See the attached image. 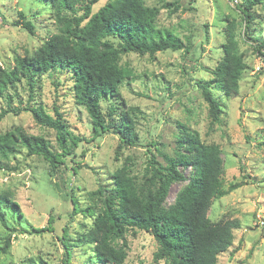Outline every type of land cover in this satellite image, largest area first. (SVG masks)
<instances>
[{"label":"rangeland","instance_id":"rangeland-1","mask_svg":"<svg viewBox=\"0 0 264 264\" xmlns=\"http://www.w3.org/2000/svg\"><path fill=\"white\" fill-rule=\"evenodd\" d=\"M107 1L98 0L92 11ZM245 1L144 0L147 6L159 8L158 28L172 31L185 46L193 47L189 52L184 48L156 52L154 57L136 53L122 57V62L135 73L134 80L123 83L120 92L124 109L134 108L138 142L122 148L117 158L114 152L118 136L111 132L93 136L87 111L75 102L66 72L36 76L32 98L24 79L0 95V111L8 105L42 104L47 113L54 114L53 107H57L69 131L85 138L73 149V160L67 159L69 167L79 163L76 174L66 169L49 175L46 161L27 155L23 147L1 161L4 168L0 169V193L11 192L20 216L16 212V219L6 222L9 228L0 222V244L4 235L10 237L7 252L0 253V264H108L89 259L87 252L92 245L79 242V235L92 222L85 208L97 210L92 202L96 198L91 199L90 192L98 185H109L111 175L123 164L130 167L135 179L143 182L151 155L162 164L163 154H188L185 144L179 148L176 142L187 129L203 143L218 144L224 187L238 185L213 199L208 210L213 221L240 222L233 229L231 246L218 255L217 264H264V233L256 222L258 215L264 216V70H256L261 57L254 47L256 43L264 50V4L257 3L245 10L250 15L245 18L241 13ZM18 11L33 21V33L11 24L18 19ZM245 19L249 30L243 33ZM230 23L247 69L235 96L227 98L212 90L219 97L222 115L220 123L211 125L197 82L211 78L209 70L222 55L221 45ZM55 31L50 12L36 0H0V68H11L17 55L33 54ZM252 37L256 42L251 41ZM14 127L28 135H41L57 148L54 130L40 126L28 111L9 113L0 119V133ZM178 169L186 180L171 185L164 207L173 203L177 191L191 176V166ZM70 194L76 199L75 212ZM50 227L48 231L34 232ZM64 228L70 243L67 250L60 240ZM124 237L127 248L122 264H155L153 253L157 243L149 232L132 229ZM66 251L69 262L65 259Z\"/></svg>","mask_w":264,"mask_h":264},{"label":"trees","instance_id":"trees-1","mask_svg":"<svg viewBox=\"0 0 264 264\" xmlns=\"http://www.w3.org/2000/svg\"><path fill=\"white\" fill-rule=\"evenodd\" d=\"M36 1L50 12L56 31L33 54L17 55L11 68H0V95L24 79L32 98L36 76L52 71L66 72L75 102L87 111L93 136L110 132L118 136L114 152L117 158L122 148L135 146L138 142L134 108L124 109L120 92L123 83L129 84L134 80L135 73L130 65L122 62V57L128 53L154 57L156 52L183 48L189 52L193 45L185 46L172 31L158 28L159 8L147 6L144 0H109L95 12L92 7L98 0ZM245 2L241 9L245 18L250 16L245 10L257 3L264 4V0ZM17 13L18 19L11 24L33 33V21L22 11ZM231 26L232 23L225 30L222 55L209 70L211 78L197 82L211 125L220 123L222 115L219 97L214 92L227 98L235 96L242 74L247 69ZM248 30L246 21L243 33ZM250 39L256 42V38ZM259 46L254 44L259 56L264 58V50ZM21 111L30 112L36 123L54 130L57 148H53L50 141L41 135H28L20 127H14L0 133V169L4 168L1 164L3 159L23 147L27 155H37L46 161L49 175L66 169L76 174L79 163L69 167L67 159L73 160V149L85 138L69 131L63 114L55 106L54 114H49L42 104L8 105L0 111V119ZM176 142L179 148L185 144L188 154H163L162 164L151 155L143 182L135 179L130 167L123 164L113 172L109 185H98L90 192V198H96L92 202L97 210L90 206L85 208L92 222L88 230L79 235V242L92 245L87 252L89 259L97 263L122 264L127 248L124 235L132 229L144 230L153 236L157 243L153 253L155 264L161 260L163 264H217L218 255L231 246L233 229L239 227V220L213 221L208 216L212 200L238 186L230 184L224 187L223 161L218 144L201 142L198 135L189 129L184 136L177 137ZM179 166H191V176L177 191L173 203L164 207L171 185L186 180ZM70 200L75 212L76 199L72 194ZM17 208L10 191L0 193V222L5 228H9L7 221L16 219ZM51 229L39 228L34 232ZM60 240L67 250L70 243L65 228ZM9 246L10 237L4 235L0 253H6ZM65 255L66 262H69V251Z\"/></svg>","mask_w":264,"mask_h":264},{"label":"built area","instance_id":"built-area-1","mask_svg":"<svg viewBox=\"0 0 264 264\" xmlns=\"http://www.w3.org/2000/svg\"><path fill=\"white\" fill-rule=\"evenodd\" d=\"M256 70H264V58L259 59ZM256 222L264 233V216L258 215Z\"/></svg>","mask_w":264,"mask_h":264}]
</instances>
